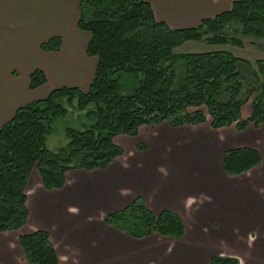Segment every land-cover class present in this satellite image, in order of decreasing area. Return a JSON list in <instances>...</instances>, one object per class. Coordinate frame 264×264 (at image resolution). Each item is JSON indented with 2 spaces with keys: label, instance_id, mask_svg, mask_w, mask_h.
<instances>
[{
  "label": "crops",
  "instance_id": "1",
  "mask_svg": "<svg viewBox=\"0 0 264 264\" xmlns=\"http://www.w3.org/2000/svg\"><path fill=\"white\" fill-rule=\"evenodd\" d=\"M146 1L156 20L185 29L229 11L235 0ZM78 16L76 0H0V127L18 107L54 88L87 90L96 58L86 54L89 33L77 27ZM56 36L57 51L41 49ZM259 44L264 58V42ZM35 69L46 82L31 89ZM244 107L241 117L247 118L251 112ZM113 141L121 155L101 169L67 170L61 188L44 189L37 169L31 170L28 218L19 229L0 232V264H29L18 238L35 230L48 232L57 264H209L214 256L264 264V123L239 131L234 125L212 128L210 121L163 122ZM138 143L145 148L137 149ZM240 148L258 151L261 163L230 175L223 170L224 153ZM136 197L154 213L178 214L183 236L134 238L103 222Z\"/></svg>",
  "mask_w": 264,
  "mask_h": 264
},
{
  "label": "trees",
  "instance_id": "2",
  "mask_svg": "<svg viewBox=\"0 0 264 264\" xmlns=\"http://www.w3.org/2000/svg\"><path fill=\"white\" fill-rule=\"evenodd\" d=\"M77 27L89 33L86 54L96 58L86 91L76 87L52 89L46 97L18 107L0 127V232L17 230L28 218L25 185L35 167L44 189H58L70 169H101L123 150L113 141L120 134L137 135L143 125L167 122L171 126L205 122L234 125L239 131L264 123V58L252 64L223 50L176 53L186 41L242 46L241 36L264 39V0H235L229 11L202 19L198 26L172 29L155 19L146 0H76ZM232 32L228 36L227 32ZM60 37L42 42L45 51H57ZM244 73H247L246 76ZM120 79L124 84L120 83ZM46 82L40 69L29 75V87ZM251 114L241 117L249 98ZM86 110L83 129L65 127L67 142L57 150L46 146V136L66 104ZM190 108L194 110L190 111ZM145 144L138 143L137 149ZM261 163L251 148L229 149L223 170L243 173ZM106 225L134 238L157 233L179 239L185 231L181 217L169 210L154 213L141 197L103 216ZM19 245L29 264H57L48 232L21 234ZM234 257L214 256L209 264H238Z\"/></svg>",
  "mask_w": 264,
  "mask_h": 264
},
{
  "label": "rangeland",
  "instance_id": "3",
  "mask_svg": "<svg viewBox=\"0 0 264 264\" xmlns=\"http://www.w3.org/2000/svg\"><path fill=\"white\" fill-rule=\"evenodd\" d=\"M232 32H227L228 36H232ZM238 38L243 40L242 46H235L231 44H208L204 40L200 41H188V42H195V43H185V45H182L181 47L175 48L176 53H194V52H210V51H227L231 53L232 55L240 58H244L249 60L252 64L254 61L258 58H260V54L263 53L262 49L260 48L259 42H264L263 38H257L252 36H241L240 34H237ZM187 42V41H186ZM256 42V45H255ZM245 76L247 73H244ZM120 83L124 84L123 80L120 79ZM253 96L249 98V100L243 104L244 110H248L251 112V100ZM68 111L67 115L63 117L56 118L52 125H51V132L47 134L46 136V146L50 150H57L58 148L64 146L67 142V139L64 134L65 127H74L78 129H83L88 123L90 116L86 115V110L80 111L77 109L75 103L73 104H66ZM241 106V107H242ZM203 111V113L206 116V121L209 122V116L207 114V109L204 106L200 107ZM194 110V108H190V111ZM163 123V122H162ZM211 126V125H210ZM258 127V126H257ZM213 128V127H212ZM145 202V201H144ZM157 234V233H153Z\"/></svg>",
  "mask_w": 264,
  "mask_h": 264
}]
</instances>
